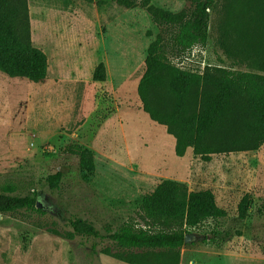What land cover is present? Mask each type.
<instances>
[{"label": "rangeland", "instance_id": "rangeland-1", "mask_svg": "<svg viewBox=\"0 0 264 264\" xmlns=\"http://www.w3.org/2000/svg\"><path fill=\"white\" fill-rule=\"evenodd\" d=\"M151 3L172 12L191 7L190 0ZM27 6L31 37L47 54L49 73L35 83L0 71V192L8 185L21 196L36 192L44 212L0 213V264H130L114 256L127 250L108 239L67 238L69 220L115 230L164 179L211 189L227 211L194 230L181 264H264V144L214 154L209 162L192 149L175 154V138L144 112L137 92L148 46L161 30L149 11L115 0H27ZM230 10L221 0L211 12L209 42L195 46L183 66L210 62L264 72L224 36ZM100 62L105 81L93 79ZM72 143L93 151L96 170L88 183L78 156L67 150ZM58 170L60 187L52 189L46 178ZM244 195L249 211L241 220ZM213 232L215 241L203 243Z\"/></svg>", "mask_w": 264, "mask_h": 264}, {"label": "trees", "instance_id": "trees-1", "mask_svg": "<svg viewBox=\"0 0 264 264\" xmlns=\"http://www.w3.org/2000/svg\"><path fill=\"white\" fill-rule=\"evenodd\" d=\"M115 1L128 7L139 2L161 29L148 46L137 92L144 112L175 138V154L183 157L192 149L209 162L214 154L258 150L264 144V72L210 62L202 69L182 65L195 46L209 42L211 12L221 0H190L191 7L178 12L156 7L151 0ZM228 3L231 10L223 35L234 41L243 58L264 65V0ZM0 71L35 83L48 76L47 54L31 37L27 0H0ZM106 78V65L100 62L93 79ZM67 150L79 158L80 178L90 182L96 170L93 151L80 143L68 145ZM62 177L58 170L46 182L59 189ZM16 191V186L8 185L0 192L1 214L44 212L37 207L36 192L21 196ZM137 205L135 217L115 230L105 227L104 232L91 220L74 216L66 237L108 239L127 250L114 256L130 264H179L185 237L227 216L211 189L190 190L174 179L162 180ZM248 211L249 198L244 195L238 204L239 218L245 220ZM214 234H206L202 242H214Z\"/></svg>", "mask_w": 264, "mask_h": 264}, {"label": "water", "instance_id": "water-1", "mask_svg": "<svg viewBox=\"0 0 264 264\" xmlns=\"http://www.w3.org/2000/svg\"><path fill=\"white\" fill-rule=\"evenodd\" d=\"M37 207H38V208H42L41 205H40V203H38ZM189 240H190V236L187 235V236L185 237V243H188Z\"/></svg>", "mask_w": 264, "mask_h": 264}, {"label": "crops", "instance_id": "crops-1", "mask_svg": "<svg viewBox=\"0 0 264 264\" xmlns=\"http://www.w3.org/2000/svg\"><path fill=\"white\" fill-rule=\"evenodd\" d=\"M181 264V263H180Z\"/></svg>", "mask_w": 264, "mask_h": 264}]
</instances>
